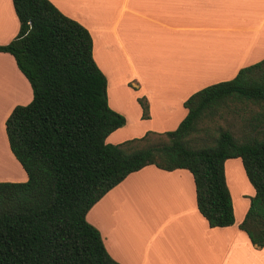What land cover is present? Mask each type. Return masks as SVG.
I'll return each mask as SVG.
<instances>
[{
  "label": "trees",
  "instance_id": "trees-1",
  "mask_svg": "<svg viewBox=\"0 0 264 264\" xmlns=\"http://www.w3.org/2000/svg\"><path fill=\"white\" fill-rule=\"evenodd\" d=\"M10 1L18 30L0 53L11 56L31 99L4 121L8 148L26 181L0 182V264H118L85 215L145 166L188 171L196 209L208 227L230 226L223 172L228 159L240 160L254 191L238 229L251 245L264 247V129L252 127L235 138L213 128L214 116L230 104L248 103L264 113V58L189 96L174 130L106 144L124 119L107 105L106 80L92 59L87 30L48 0ZM137 102L146 119V101ZM197 134H203L200 145L192 143Z\"/></svg>",
  "mask_w": 264,
  "mask_h": 264
},
{
  "label": "crops",
  "instance_id": "crops-1",
  "mask_svg": "<svg viewBox=\"0 0 264 264\" xmlns=\"http://www.w3.org/2000/svg\"><path fill=\"white\" fill-rule=\"evenodd\" d=\"M48 1L90 35L92 59L106 80L107 105L124 119L106 144L169 132L171 122L174 130L186 115L183 102L189 96L264 58V0ZM17 30L11 1L0 0V45ZM138 98L146 101V119ZM30 99L13 59L0 53V182L26 181L8 148L4 121ZM230 162L224 161V173ZM253 194L244 185L240 197ZM248 205L238 202L243 211L232 225L210 228L196 209L188 171L145 166L105 193L85 220L118 264H264V247L251 245L238 229Z\"/></svg>",
  "mask_w": 264,
  "mask_h": 264
},
{
  "label": "rangeland",
  "instance_id": "rangeland-1",
  "mask_svg": "<svg viewBox=\"0 0 264 264\" xmlns=\"http://www.w3.org/2000/svg\"><path fill=\"white\" fill-rule=\"evenodd\" d=\"M110 108L113 109V104L110 103ZM262 111L257 106H253L248 103H234L230 104L223 112L221 111L220 116L217 114L214 116V127L213 128H222L228 130L235 138H238L242 132L250 131L252 127L263 130L264 129V116L261 117L262 121L259 124H256L254 118L258 116ZM264 114V113H262ZM167 125H169L167 123ZM171 128L172 122L170 123ZM169 125V126H170ZM170 128L169 131H172ZM215 132V131H214ZM252 132V131H251ZM203 134H197L194 136L197 140H194L192 143L194 145H200V141ZM110 144V143H109ZM230 162L225 169L224 176L227 179L228 190L231 199V205L233 207L234 219H238L241 216L243 210H240L238 207V202H244L246 206V201H249V196L241 198L240 192L243 190L244 185L248 186L252 192V188L245 179V176L242 174L241 168L239 166V159H229L226 162ZM224 163V164H225ZM230 164H233L231 167ZM235 208V209H234Z\"/></svg>",
  "mask_w": 264,
  "mask_h": 264
},
{
  "label": "bare ground",
  "instance_id": "bare-ground-1",
  "mask_svg": "<svg viewBox=\"0 0 264 264\" xmlns=\"http://www.w3.org/2000/svg\"><path fill=\"white\" fill-rule=\"evenodd\" d=\"M1 152V151H0ZM2 153V152H1Z\"/></svg>",
  "mask_w": 264,
  "mask_h": 264
}]
</instances>
